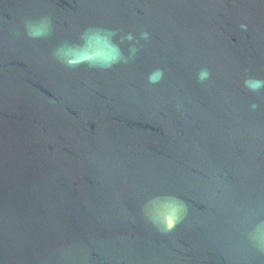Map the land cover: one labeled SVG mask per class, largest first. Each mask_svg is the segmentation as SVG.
<instances>
[{
    "label": "water",
    "instance_id": "95a60500",
    "mask_svg": "<svg viewBox=\"0 0 264 264\" xmlns=\"http://www.w3.org/2000/svg\"><path fill=\"white\" fill-rule=\"evenodd\" d=\"M42 17L51 35L29 38ZM88 29L132 33L138 52L111 69L58 62ZM250 77L264 79V0H0V264H264ZM177 200L171 232L146 219Z\"/></svg>",
    "mask_w": 264,
    "mask_h": 264
},
{
    "label": "clouds",
    "instance_id": "9594fccd",
    "mask_svg": "<svg viewBox=\"0 0 264 264\" xmlns=\"http://www.w3.org/2000/svg\"><path fill=\"white\" fill-rule=\"evenodd\" d=\"M241 28H246L241 25ZM25 34L31 39H41L51 35L52 21L50 17H42L38 20L26 19L24 21ZM19 35V32L16 33ZM115 30L109 29H88L81 39L85 41L83 45H68L61 44L57 47L53 55L58 62L68 68H77L81 64H87L90 68L111 69L115 64L120 62L127 63L131 57H135L138 48L135 46V37L132 33H127L120 37V44L128 42L129 56L124 55L120 44L114 43L112 37L116 36ZM141 39L147 40L148 33L141 32ZM97 45H103L104 50H97ZM163 77V70L156 69L149 74L148 81L150 84L159 83ZM210 72L207 69H202L198 73V81L203 82L209 79ZM244 86L252 92H259L264 89V79L247 78L244 80ZM253 109L258 106L251 105ZM186 205L183 201H176V209L166 221L162 224L153 215H148L146 219L156 226L162 232H171L177 224H179L186 215ZM254 235L250 238V243L255 246L260 252H264V222L255 225Z\"/></svg>",
    "mask_w": 264,
    "mask_h": 264
}]
</instances>
